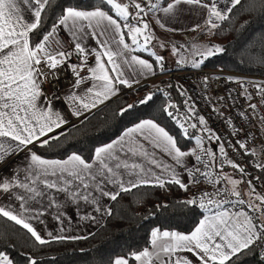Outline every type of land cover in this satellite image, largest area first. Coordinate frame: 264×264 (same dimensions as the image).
Segmentation results:
<instances>
[{"label": "snow or ice", "instance_id": "1", "mask_svg": "<svg viewBox=\"0 0 264 264\" xmlns=\"http://www.w3.org/2000/svg\"><path fill=\"white\" fill-rule=\"evenodd\" d=\"M237 8L240 13L264 15V0H99L87 9L71 4L65 6L59 0H0V164L22 151L28 153L25 157L28 162L22 168L17 166L15 171L10 169V176L0 177V196H7L10 201L8 206H0V217L20 226L31 237L33 246L82 240L88 236L48 232L46 238L32 221L43 223L41 217L49 209L66 205H76L79 209L81 203L95 213L111 216L112 209L104 203L105 199L114 202L122 195L149 185L164 188L174 184L189 191L190 184L199 186L203 179L212 185L213 191H201L199 196L178 201L173 206L177 214L196 205L204 210L206 214L194 230L185 234L155 227L151 230L148 247L133 251L130 256L110 259L109 264H130V261L131 264H237L249 253L258 255L264 264V219H261L264 217V195L255 192L252 179H244L246 169L228 157L225 143L234 151L243 150L244 155L257 153L255 149L249 150L245 141L237 140L235 145L230 141L221 142V136L208 126L205 116L197 114L195 103H190L191 97L182 85L178 89L179 94L186 97L183 102L186 112L180 114L179 107L169 100L161 113L178 125L184 138L195 141L194 148L182 150L178 139L155 119L139 120L117 138L95 147L87 159L76 152L63 159H48L32 151L31 147L35 144L51 146L65 134L56 130L68 121L53 108L42 88L45 82L59 79V68L67 64L72 73V91L63 99L70 104L71 115L80 117L116 96L121 87L131 89L134 84L139 85V80L129 79L126 75L128 70L135 76H155L156 65L160 74H166L164 57L152 52L155 60L150 62L132 54L138 50L149 51L154 30L144 19L148 13L161 14L155 17V23L159 28L173 32L182 29L168 28L170 22L178 21L184 15H197L202 17L203 24H194L191 30L214 34L213 30L220 28L222 22L231 21L240 14L236 12ZM48 9L53 15L56 9L60 12L52 20L50 29L45 30ZM248 23L244 21L241 28ZM63 31L69 36L70 48H65L58 36ZM37 35L38 41L34 42L32 37ZM86 39L94 41L97 47L86 45ZM193 48L200 57L192 61L193 68H200L205 60L225 52V47L219 44L194 45ZM172 50L179 54L180 49L175 45ZM74 54L80 63H70ZM248 55L251 62L264 66V43L259 51L254 47L250 49ZM90 57H94L91 67L88 66ZM84 70L88 72L87 76L82 75ZM224 79L237 82L243 89L239 94L248 101L253 99V94L243 87L242 78L228 76ZM208 80L209 77H204L205 84ZM249 84L260 97V104L264 105V81H250ZM156 92L169 96L164 89L157 88ZM156 92L150 91L137 102L122 107L118 115L123 116L137 105L153 102ZM231 105H235V99ZM248 107L256 113L258 106L249 103ZM227 108V104L224 110L212 106V112L227 125H233L232 119L224 114ZM239 116L248 119L245 112H239ZM193 119L195 122H190ZM261 123H264V115ZM198 126L201 134L189 132L190 128L197 129ZM239 131L234 128L229 135L236 137ZM246 135L252 136L251 133ZM205 138L216 142L218 155L205 147ZM164 156L173 163H167ZM189 157L194 158L191 167L187 165ZM225 165L231 166L240 178L223 173ZM254 166L264 172V163L257 162ZM177 167L186 172L189 183L180 178ZM214 168L221 171L214 172ZM242 183L251 188L247 195L255 194L260 203L242 198L238 190ZM14 202H19L17 208L11 206ZM155 207L167 210L169 205ZM62 215L57 212L54 216L61 225ZM80 218L97 220L91 212ZM60 231H64L63 227ZM0 264L14 262L6 252L0 251ZM28 264H37V260L28 257Z\"/></svg>", "mask_w": 264, "mask_h": 264}, {"label": "trees", "instance_id": "2", "mask_svg": "<svg viewBox=\"0 0 264 264\" xmlns=\"http://www.w3.org/2000/svg\"><path fill=\"white\" fill-rule=\"evenodd\" d=\"M59 2L65 6L71 4L87 9L98 4L99 0ZM47 11L45 30L50 29L51 22L60 9H56L55 15L51 9ZM236 12L240 13V9L237 8ZM246 20L249 23L241 28ZM213 33V38L225 47V52L205 60L201 67L264 75V66L251 62L248 55L250 49L254 47L259 51L264 43V15L240 13L233 20L222 22L220 28ZM32 40L37 42L38 35L33 36ZM155 69L158 71L156 65ZM134 86L131 89L121 87V94L69 127L64 136L52 142L51 146L34 145L33 149L45 158L60 159L76 152L87 159L95 147L117 138L126 128L142 119H155L178 139V146L182 150H187L194 144L195 141L182 136L170 118L162 115L161 109L167 100L160 93L155 94L153 102L137 105L123 116L118 115L122 107L134 103L148 88L146 84L136 88ZM174 91L178 104L186 110L184 96L179 94L176 87ZM189 188V191H185L174 184H168L164 188L143 186L122 195L117 201L109 202L112 215H106L103 223L92 232L93 235H87V239L52 242L44 246H33L31 237L20 226L0 217V251L6 252L14 264H28V257L36 259L37 264H109L110 259L130 256L131 252L148 247L151 230L155 227L185 234L191 232L203 217L204 210L190 206L183 210V214H177L173 207L178 201L188 199L192 191L190 185ZM158 204H168L169 207L167 210L157 209L155 206ZM237 264H261V261L258 255L249 253L237 261Z\"/></svg>", "mask_w": 264, "mask_h": 264}, {"label": "built area", "instance_id": "3", "mask_svg": "<svg viewBox=\"0 0 264 264\" xmlns=\"http://www.w3.org/2000/svg\"><path fill=\"white\" fill-rule=\"evenodd\" d=\"M197 38H199V36H197ZM65 48L69 47L65 46ZM70 63H80L75 54L71 57ZM164 68L167 70L166 74H160L158 70L155 76L151 75L148 79L139 83V85L134 86V88H136L144 84L148 85L149 89L147 88L144 90L139 99L150 91L156 92L157 88L164 89L169 93L168 97H165L162 92L156 93H160V95H162L167 101L170 100L172 103H175L179 107L180 114H183L186 110L178 104L176 93L174 91V87L178 89V86L182 85L188 96L191 97L190 103H195L197 114L205 116L208 121V126L215 131L216 134L221 136V142L230 141L231 144L235 145L237 140H241L246 142L249 150L255 149L257 155H244L243 150L234 151L233 148L229 147L228 143H225L228 157L246 169L244 179H252L253 185L255 186V192L264 195V172L254 166L257 162L264 163V123H261V116L264 115V105L260 104V97L256 95V90L249 84L250 81H264V75L233 72L222 68H193L186 65L168 66L164 64ZM85 71L86 70L82 71V74ZM58 75V80H54L52 83L45 82L42 85L43 91L47 94L49 100H62L63 93L71 88L70 85L74 78L68 69L67 64L59 68ZM206 76L209 77V80L205 84L204 77ZM228 76L242 78L244 80L243 87L247 88L248 91L253 94V99L248 101L240 95L239 93L243 90L241 85L235 81L224 79V77ZM216 77L221 78L216 79ZM50 79L52 78L50 77ZM169 84L172 85V87H169ZM229 93H231V95H229ZM220 97H223L224 99L222 101L218 100ZM139 99L134 102H137ZM185 99L186 97H184V100ZM233 99H235L234 106L231 105ZM249 103L257 104L258 107L256 113H253L252 109L248 107ZM226 104L228 105V108L224 114L232 119L233 125H227L222 118L212 112V106L224 110ZM239 112H245L248 119L245 120L240 117ZM82 118L83 117L75 118L74 122H79ZM190 122L194 123L195 119ZM173 123L175 124L174 121ZM176 126L178 127V125ZM234 128L240 130L239 135L236 137L229 135ZM180 132L182 133V130H180ZM189 132L201 134L199 132V126L197 129L190 128ZM248 133L252 134L251 138L246 135ZM204 145L205 147L211 148L213 151L217 150L218 155V146L216 142L210 143L207 138H205ZM229 167L234 170L231 166ZM213 171L219 172L221 169L214 168ZM223 171L224 170L222 169V172ZM236 174L239 176V173L236 172ZM255 177H260V179L256 180L254 179ZM244 184L248 193L251 192V188L246 183ZM201 191H213L212 185L202 179L200 186L193 187L189 198H192L194 195L199 196ZM251 199L252 201L260 203V201L256 199L255 194L251 196ZM195 207L199 208L198 205ZM245 210H248L246 206Z\"/></svg>", "mask_w": 264, "mask_h": 264}, {"label": "crops", "instance_id": "4", "mask_svg": "<svg viewBox=\"0 0 264 264\" xmlns=\"http://www.w3.org/2000/svg\"><path fill=\"white\" fill-rule=\"evenodd\" d=\"M25 15L27 17V13H25ZM158 15H161V14H158ZM146 17H148V15ZM195 20L196 19L194 17V19L192 21H190L192 26L194 24H197V21H195ZM185 24H189V23L187 21H185ZM169 26L175 27V24L173 22H170ZM179 26L180 25H178L176 28L178 29ZM189 28H190V26H189ZM187 33L188 32H186V29L185 30L183 29L181 31L183 39H185L184 36ZM58 36L65 43V46H67L69 48L71 47L67 43L68 40H69V36L67 35L66 31L59 32ZM84 43L86 45H88L89 47H97L95 42L92 41V40L86 39L84 41ZM88 65H89V67L94 66V57H90L89 58ZM154 69H155V65H154ZM148 76L149 75L134 76V77H130L129 79H136V80H139V81H143V80H146V77L148 79L151 75L149 77ZM71 91H72L71 88L67 89L63 93V97H65ZM119 94H121L120 91H119V93L117 95H119ZM116 96H113L111 99H113ZM50 100L52 101L53 108L55 110H59L61 112L62 116H64L67 119V121H68V124L62 126L61 129H57L56 132H61L62 131V132L65 133L66 130L69 127H71L72 125H75L77 123V122H74L75 120L72 121V119L73 118H79V117L71 115V106L65 99H62V100L50 99ZM107 101H109V100H107ZM107 101H105V103ZM102 105L103 104H100L96 108H93L90 111L84 112V114L82 116H80V117L87 116L89 113H91L92 111H94L95 109H97L98 107H100ZM53 134H55V133H53ZM35 145H38V144H35ZM33 146H31L32 147V151L36 152L33 149ZM27 155H28L27 151H22V152L18 153L17 155L13 156V157H9L4 164H0V177H8V176H10L12 174L10 169L15 171L17 166L22 168L28 162V161L25 160V157ZM66 156H64V157H62L60 159H63ZM48 159H53V158H48ZM163 159L169 164L173 163L171 161V159L169 157H167V156H164ZM193 163H194V158L189 157L187 159L188 167H191L193 165ZM223 168H224L223 169L224 170L223 173L232 175L233 178H236V179L240 178L236 174V172L234 170H232L228 165L226 167H223ZM176 171H177V173L180 174V178L185 183H188V176H187L186 172H184L183 169L180 168V167H177ZM238 190L241 191L242 198H244L245 200H249L250 199L252 203L258 204L256 201H252L251 197H249L247 195L248 190H247V188H246L244 183H242V184H240L238 186ZM9 203H10V201H9L7 196H0V206H8ZM18 203L19 202L11 203V206L13 208H17L18 207ZM104 203L107 204V206L109 204V202L106 199H105ZM57 212L63 213V215H62L63 224L62 225H61L60 222L56 221L55 218H54V216L57 214ZM88 212H91L93 215H95L97 217L96 222H93L91 220H83V219L80 218L81 216H83L85 213H88ZM204 214H206V213H204ZM251 214L254 215V216L257 215V213H255V212H252ZM105 217H106V215H104L102 213H95L91 207L86 206L83 203H81L80 206H79V209H77L76 205H66V206H64V207H62L60 209H55V208L49 209L45 213V215L41 217V220H43V223H40L38 221H32V223H33V226L36 227L37 230L41 232V235L45 236L46 238H47V233L48 232H52L54 235L63 234L65 236H87V235H89V233H92L97 227H99L103 223ZM261 219H264V217H261ZM61 227H63V229H64L63 232L60 231Z\"/></svg>", "mask_w": 264, "mask_h": 264}, {"label": "rangeland", "instance_id": "5", "mask_svg": "<svg viewBox=\"0 0 264 264\" xmlns=\"http://www.w3.org/2000/svg\"><path fill=\"white\" fill-rule=\"evenodd\" d=\"M130 11H131V9H130ZM157 15H158L157 13H148V17L144 18L146 22H150V29L154 30L153 31V39H152L151 43L148 45L149 51L138 50V51L132 53L133 55H138L143 59H147L150 62H153L155 60V57L152 56L151 53L155 52L157 55L164 57L163 63L165 65H168V66H185L186 65V66L192 67L191 66L192 61L200 59V57H198L195 54V49L193 48L194 45L197 47L207 46L210 44L222 45L220 42L215 41V39L213 38V34L207 33L206 30L205 31H201L199 29L196 31L191 30L192 25H191L190 21H192L194 19V17H195V19H196L195 21H197V23L203 24V19L200 16L184 15V16H181L178 21H176V20L172 21L175 24V27L169 26V24L167 25L168 28L177 29L176 27L178 25H180L178 29H182V30L186 29V32H188V33L184 36L185 39H183L182 34H181L182 30L173 32V31H168L166 29L159 28V26L155 23V17ZM185 21H187L189 24H185ZM131 22L133 24L136 23L135 20H132ZM189 26H190V28H189ZM213 32H214V30H213ZM197 36H199V38H197ZM126 39L130 43V38H128L126 36ZM161 45H163V47ZM174 45L180 49L179 54L173 53L172 49H173ZM177 61H186V63H177ZM82 75L87 76L88 72L85 71ZM126 75L129 78L135 76V75H131V70H128V72H126ZM74 119L75 118H73L72 121ZM195 146L196 145L194 142V144L193 145L191 144L187 150L194 148ZM188 183H189V177H188ZM200 184H199V186H200ZM190 186L193 189L194 186H192L191 184H190ZM196 187H198V186H196ZM191 192H190L188 198L190 197Z\"/></svg>", "mask_w": 264, "mask_h": 264}]
</instances>
